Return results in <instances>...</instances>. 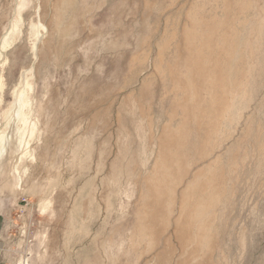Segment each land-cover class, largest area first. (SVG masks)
Wrapping results in <instances>:
<instances>
[{
	"label": "rangeland",
	"instance_id": "1",
	"mask_svg": "<svg viewBox=\"0 0 264 264\" xmlns=\"http://www.w3.org/2000/svg\"><path fill=\"white\" fill-rule=\"evenodd\" d=\"M70 1L0 0L3 264H264V0Z\"/></svg>",
	"mask_w": 264,
	"mask_h": 264
},
{
	"label": "crops",
	"instance_id": "2",
	"mask_svg": "<svg viewBox=\"0 0 264 264\" xmlns=\"http://www.w3.org/2000/svg\"><path fill=\"white\" fill-rule=\"evenodd\" d=\"M3 219H2V217H0V246H1V238H2V231H3ZM0 264H3V262L1 261V259H0Z\"/></svg>",
	"mask_w": 264,
	"mask_h": 264
},
{
	"label": "bare ground",
	"instance_id": "3",
	"mask_svg": "<svg viewBox=\"0 0 264 264\" xmlns=\"http://www.w3.org/2000/svg\"><path fill=\"white\" fill-rule=\"evenodd\" d=\"M66 5H69V3L71 2L70 0H64ZM71 4V3H70ZM71 7V6H70Z\"/></svg>",
	"mask_w": 264,
	"mask_h": 264
}]
</instances>
